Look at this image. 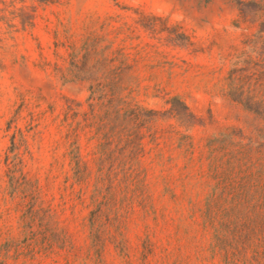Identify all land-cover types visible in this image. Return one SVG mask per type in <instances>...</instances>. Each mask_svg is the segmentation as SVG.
Returning a JSON list of instances; mask_svg holds the SVG:
<instances>
[{
  "label": "rangeland",
  "instance_id": "rangeland-1",
  "mask_svg": "<svg viewBox=\"0 0 264 264\" xmlns=\"http://www.w3.org/2000/svg\"><path fill=\"white\" fill-rule=\"evenodd\" d=\"M0 264H264V0H0Z\"/></svg>",
  "mask_w": 264,
  "mask_h": 264
},
{
  "label": "trees",
  "instance_id": "trees-1",
  "mask_svg": "<svg viewBox=\"0 0 264 264\" xmlns=\"http://www.w3.org/2000/svg\"><path fill=\"white\" fill-rule=\"evenodd\" d=\"M250 112H252V113H254L256 115H259V112H257V111L250 110Z\"/></svg>",
  "mask_w": 264,
  "mask_h": 264
}]
</instances>
